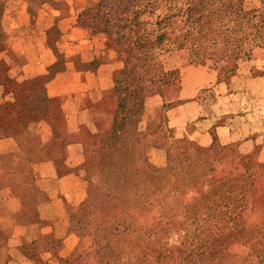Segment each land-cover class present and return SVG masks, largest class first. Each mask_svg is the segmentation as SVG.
Masks as SVG:
<instances>
[{"label": "crops", "instance_id": "0c3cea01", "mask_svg": "<svg viewBox=\"0 0 264 264\" xmlns=\"http://www.w3.org/2000/svg\"><path fill=\"white\" fill-rule=\"evenodd\" d=\"M78 15L73 12L64 18L71 22L66 30L53 27L71 41L65 46L70 51L64 50L69 51V61L65 71L44 83L42 104L34 95L26 106L13 90L0 92V264H63L79 240L70 216L85 193L84 139L110 128L111 112L101 103L111 92L113 73L123 63L106 45L103 34L93 35L77 24ZM37 33L42 39L37 48L50 60H33L24 52L17 62L8 63L10 79H28L15 78L10 74L13 68L25 76L39 67L45 72L55 63V52L63 53L49 30ZM9 48L21 54L35 50ZM168 57L166 68L178 70V86L170 98L145 99V124L163 104H170L163 111V122L173 141L201 148L239 141L243 151L260 143L264 137V44L240 59L228 79L208 66L184 63L181 55ZM259 159L264 162V149Z\"/></svg>", "mask_w": 264, "mask_h": 264}, {"label": "rangeland", "instance_id": "374dc122", "mask_svg": "<svg viewBox=\"0 0 264 264\" xmlns=\"http://www.w3.org/2000/svg\"><path fill=\"white\" fill-rule=\"evenodd\" d=\"M98 1L56 0L55 4H52L51 0L50 2L49 0H42L40 3L30 0V4L24 0L0 2V28L4 34V48L0 49V92L8 93L13 90L14 84L40 79L49 74V68L45 69V72L41 67L30 69L31 72H28L26 76L23 72L13 68V72L10 74L15 75V78L28 77V79L17 82L7 77L11 69L8 63L17 62L24 55V52L27 56L29 55L28 58L33 60L42 62L50 60L49 56L37 48L41 46L39 43L42 40L41 34L38 35L37 30L51 31L53 27L57 26L61 31L66 30L67 27L71 26V22L64 18L69 17L73 12L80 13ZM154 1L158 5L168 3L165 8L156 10L155 15L162 11L166 15L180 12V16L177 19H171L169 25L157 26L153 23L143 28L147 32L165 31L183 34L185 48L173 53V55H181L183 62L186 63L193 60V55L197 53L199 60H202L201 65L218 71L224 79L231 76L240 59H245L248 56L252 45L264 44V0ZM187 3H193L196 10L198 20L195 23L190 21L189 15H187L189 14L187 9L190 7ZM208 11L212 13L210 20L203 18V15L207 14ZM29 12L32 13L29 14ZM57 13L59 16L55 18ZM125 30L126 28L122 29V31ZM50 36H52L53 43L59 42V48L63 51V53H58L59 58L53 52L54 62L57 60L60 62H58L57 67L59 72L55 73L58 74L66 69L65 63L69 61L66 54L70 50L65 46L71 41L65 35L63 38L56 33L50 34ZM11 46L15 48L32 47L35 50L23 51L21 54L20 51H9ZM65 49L69 51L65 53ZM169 55L171 54L163 57L165 67H167ZM165 70L168 71L165 76L168 84L163 86L160 92L165 98H170L169 95L176 91V79L175 72L170 73L169 71L175 69L168 70L166 68ZM31 75L34 77L30 78ZM41 82L44 83L45 80ZM43 91V89L37 88L34 94L42 96ZM145 118L144 114L143 120L138 122V131L141 133H147ZM157 133L165 138L167 136V133L165 134L160 129H157ZM153 136H156L155 132ZM160 141L157 139L158 144H161ZM259 142L254 144L253 148L246 147L244 151L239 141L231 144L219 143L220 151L213 155H177L175 151L173 155L172 153L169 155L166 150L172 144L169 139L162 147H146L144 150L148 166L153 168L156 174L162 173L178 178L180 186L178 191L179 205L167 200L161 209L151 217L149 214H145L143 219L127 218L124 216L126 211L124 208L127 204L132 205L133 194L123 186L122 197H119L120 201L116 202V210L112 214L115 218L113 216L110 218L97 216L99 219L95 223L117 225L125 221V224L135 225L137 235L142 236L145 234V230L150 229L145 236H153L152 225L160 222L161 225H165L163 229L166 233L161 235L159 241L165 243L166 246L176 247L173 255L154 256L173 259L167 264H264V197L263 210L259 213L256 212L257 195L253 196L248 206L244 203L246 205L244 207L242 200H240L235 205L229 203V207L215 211L211 210L213 207L211 203L198 200L200 195L197 193L203 192L204 195L217 185H225L229 188L232 183L238 182L243 173L240 157H253L258 163L264 165V162L259 159V153L264 149V137H261ZM170 150L174 149L170 148ZM92 162L93 160L87 168H82L81 174L85 193L80 203L75 206V210L71 212V219L75 216L79 205L87 198L88 182L86 180L88 176L92 174L93 178L96 179L100 175L98 170L95 172L90 170V167L95 165ZM194 181L199 183L197 190ZM124 201L127 204H124ZM98 204H95V207H98ZM94 213L97 215L96 211ZM231 218L233 219L232 222ZM71 222L76 224L75 219ZM96 224L93 225V229H88L87 226L86 234L88 236L78 240L73 251L75 258L79 257L78 264H120V258L123 255H117L116 251L109 254L103 251L106 241L102 239L103 234ZM112 245L111 242L110 246ZM99 248H102V253L99 252ZM146 248L142 252H145ZM95 251H97V255H93ZM142 252L140 253L142 254ZM85 255H90L87 263H85ZM124 256L128 257L129 263L134 261L133 259L130 260L133 255Z\"/></svg>", "mask_w": 264, "mask_h": 264}, {"label": "trees", "instance_id": "16d2710c", "mask_svg": "<svg viewBox=\"0 0 264 264\" xmlns=\"http://www.w3.org/2000/svg\"><path fill=\"white\" fill-rule=\"evenodd\" d=\"M167 4L158 5L154 0H99L96 4L89 5L78 15L77 24L82 28L90 29L93 35L103 34L106 38V45L116 52L117 57L123 63V67L113 73V87L110 94L101 103V106L103 105L111 112L110 128L102 133L88 134L84 139L82 168H87L93 160L92 163L95 165L90 167V170L94 172L98 170L100 175L96 179L92 174L88 176L86 180L88 182L87 198L79 205L75 216L71 219V221L76 220L75 225L73 222L71 223L79 240L88 236L86 228L87 226L88 229L94 228L93 225L99 219L97 216L101 218L113 216L112 214L116 210L115 204L120 201L119 197H122L123 186L133 194L132 205L127 204L126 201L123 202L127 204L124 208L126 210L124 216L127 218L143 219L145 214H149L151 217L161 209L167 200L179 205L178 178L173 175L156 174L153 168L148 166L144 150L146 147H162L169 139L172 143L166 148L169 155L171 153L173 155L174 151L175 154L177 152V155H213L220 151L218 142H214L208 148H201L191 143L171 140L170 130L163 122V111L170 104H163L157 114L146 122L147 133L138 131V122L143 120L145 114V99L155 94L163 96L160 89L168 84L165 80L168 71L165 70L163 57L185 48L183 34L165 31L147 32L143 28L153 23L157 26L169 25L171 19L179 18L180 12L166 15L161 11L160 14L155 15L156 10L165 8ZM187 4L190 5L187 15H189L190 21L195 23L198 20L196 10L193 3ZM211 17L210 11L203 15L204 19L210 20ZM124 28L126 30L122 31ZM49 33L54 34L55 28H52ZM3 37L4 34L0 28V49L4 48ZM257 45H252L251 49ZM55 56L59 58L56 52ZM197 56L199 55L195 53L194 59L186 64L201 65L202 60H199ZM58 62L57 60L48 67L49 74L40 79L13 85V92L19 102L21 100L26 106L33 102L32 96H36L34 91L37 88L44 90V83L59 72ZM169 72H175L177 88L178 70ZM42 80L45 82L42 83ZM36 97L42 104L43 95ZM157 120L158 122H156ZM157 129L167 133L166 138L159 135ZM154 132L156 133L155 137L153 136ZM157 139L161 140V144H158ZM170 148L174 150H170ZM239 160L243 173L238 182L232 183L229 188L225 185H217L204 195L203 192H197L200 195L198 200L212 204L211 210L218 211L227 208L229 203L235 205L240 200L245 207V204L248 206L253 196L257 195L256 212H262L264 165L258 163L253 157H240ZM194 184L197 186L199 183L194 181ZM97 203L99 206L95 207ZM95 211L97 215L94 213ZM230 220L233 221L232 218ZM96 225L103 234L102 239L106 241L103 251L106 254L116 251L117 255H123L120 258V264H167L169 261H173L170 257H154L155 255H173L176 248L166 246L165 243L159 241L161 235L166 233L163 229L165 225H161L160 222L152 225L153 236H145L150 229L145 230V234L142 236L137 235L135 225L125 224V221L117 225ZM111 242L112 246H110ZM144 248L146 251L142 252ZM98 250L102 253V248ZM73 253L63 261V264H78L79 257L75 258ZM93 255H97V251L93 252ZM124 255H133L130 260L134 261L129 263L128 257ZM89 257L90 255H85V263L89 261Z\"/></svg>", "mask_w": 264, "mask_h": 264}]
</instances>
